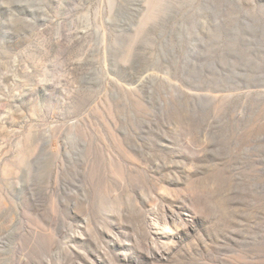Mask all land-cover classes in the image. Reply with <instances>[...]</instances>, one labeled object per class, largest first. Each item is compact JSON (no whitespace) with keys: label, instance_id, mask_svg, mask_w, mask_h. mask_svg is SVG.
<instances>
[{"label":"rangeland","instance_id":"1","mask_svg":"<svg viewBox=\"0 0 264 264\" xmlns=\"http://www.w3.org/2000/svg\"><path fill=\"white\" fill-rule=\"evenodd\" d=\"M0 264H264V0H0Z\"/></svg>","mask_w":264,"mask_h":264},{"label":"bare ground","instance_id":"2","mask_svg":"<svg viewBox=\"0 0 264 264\" xmlns=\"http://www.w3.org/2000/svg\"><path fill=\"white\" fill-rule=\"evenodd\" d=\"M55 188H56V187H55ZM150 255H151L152 257H155L157 254H156L155 251H150Z\"/></svg>","mask_w":264,"mask_h":264}]
</instances>
